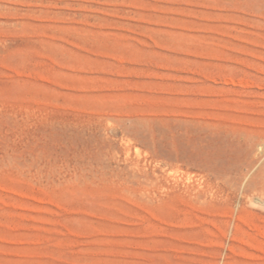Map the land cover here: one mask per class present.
Here are the masks:
<instances>
[{
  "label": "rangeland",
  "instance_id": "374dc122",
  "mask_svg": "<svg viewBox=\"0 0 264 264\" xmlns=\"http://www.w3.org/2000/svg\"><path fill=\"white\" fill-rule=\"evenodd\" d=\"M263 140L264 0H0V264H264Z\"/></svg>",
  "mask_w": 264,
  "mask_h": 264
},
{
  "label": "bare ground",
  "instance_id": "6f19581e",
  "mask_svg": "<svg viewBox=\"0 0 264 264\" xmlns=\"http://www.w3.org/2000/svg\"><path fill=\"white\" fill-rule=\"evenodd\" d=\"M234 138H235V137H234ZM253 138H254V137H253ZM240 139H241V138H240ZM232 140H233V139H232ZM234 140H235V139H234ZM247 140H248V139H247ZM258 141H259V140H258ZM263 142H264V140H263ZM238 143H240V142L238 141ZM253 143H254V142H253ZM259 143H260V142H259ZM259 143H258V144H259ZM258 144H257V145H258ZM260 144H262V142H261ZM227 146H228V145H227ZM230 146H231V145H230ZM238 146H239V145H238ZM231 147H232V146H231ZM234 149H235V148H234ZM255 149H256V148H255ZM255 149H254V150H255ZM243 154H244V153H243ZM258 162H259L258 160H256V159H252V160L249 161V164L247 163V165L255 166V165L258 164Z\"/></svg>",
  "mask_w": 264,
  "mask_h": 264
}]
</instances>
